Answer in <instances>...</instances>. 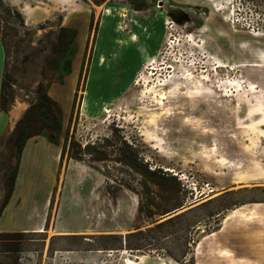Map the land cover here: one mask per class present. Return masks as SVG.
Returning <instances> with one entry per match:
<instances>
[{
  "label": "rangeland",
  "instance_id": "1",
  "mask_svg": "<svg viewBox=\"0 0 264 264\" xmlns=\"http://www.w3.org/2000/svg\"><path fill=\"white\" fill-rule=\"evenodd\" d=\"M67 2L0 0V264H264V0Z\"/></svg>",
  "mask_w": 264,
  "mask_h": 264
},
{
  "label": "crops",
  "instance_id": "2",
  "mask_svg": "<svg viewBox=\"0 0 264 264\" xmlns=\"http://www.w3.org/2000/svg\"><path fill=\"white\" fill-rule=\"evenodd\" d=\"M4 1H7V2L12 4L14 0H4ZM59 1H60V3H59L60 6L63 8L62 11L68 12L69 10L66 8L68 6V2H67L68 0H59ZM78 3H80V0H78ZM31 9H32V7H31ZM58 11L61 12V10H58ZM29 13L31 15V18H33V16H32L30 11H29ZM77 13H80V12H77ZM78 17H80V15H78ZM4 70H5V50H4L2 38L0 37V98H1V92H2V82H3ZM6 114H7L6 112L0 110V138L3 135V132H4L5 127H6V119H7L6 118ZM35 144H37V145H41V144L46 145V144H44V142H41L39 144L35 143ZM25 145H26V143H25ZM26 148H25V150H26ZM25 150H24V152H25ZM20 169H21V167H20ZM19 175H20V170H18L17 177H16L15 184H14L13 193H12V196H11V198L9 200V203L4 208V210H3V212H2V214L0 216V231H22V232H37V231H41L44 228L45 223L47 221V213L45 211V207L47 205L46 201H44L42 203L40 215H38L37 214L38 212L35 211L36 214L30 216L29 217L30 219L28 221L25 220V222H23L22 219L24 217L27 218V216H23V213L20 210L21 208L18 209V210H15L14 204L19 202V199H18L19 194H18V189H17ZM49 186H50V184L47 185V188H46L47 190H48ZM47 190L45 191V194H44L43 197H45V195L47 193ZM6 191H7V188L4 189V190H0V207H1V204H2V202L4 200V198H5ZM6 219L10 220V221H13L14 222V226L9 227L8 225H5ZM77 232L76 231L75 232H70V230L63 229V228L58 230V233H65V234L66 233H77ZM236 259H238V258H236ZM140 262L141 261H139L138 263H140Z\"/></svg>",
  "mask_w": 264,
  "mask_h": 264
},
{
  "label": "trees",
  "instance_id": "3",
  "mask_svg": "<svg viewBox=\"0 0 264 264\" xmlns=\"http://www.w3.org/2000/svg\"><path fill=\"white\" fill-rule=\"evenodd\" d=\"M145 8H146V5H142V4H135L134 5V9L137 10V11H142ZM68 31H69V28H66V27H62L60 29V33H59V36H58V44H59V46L64 45V43L66 41L64 34L67 33ZM68 65H69V60L65 63V67H68ZM4 90H5V81L3 79L2 92H1V98H0V110H2L4 112H7L9 110L8 109V101H7V99H6L5 95H4ZM40 105H42L46 110L52 111L53 107L57 106V102L54 101L48 94H45L43 96V98L41 99V101H40ZM54 123H55V126H56L55 131H56L57 134H59L61 132V129H62L61 123L59 122V120H55ZM25 129H26V127L22 130V135L24 134ZM47 139H48L49 142L58 144V142L53 141L52 138H50V137H47ZM25 143H26L25 139L23 137H21L20 141H19V144H18V149H19V153L20 154L22 153V151L24 149ZM69 158H71V159L73 158V159H76V160L80 159V157L76 153L72 152V149H71V153L69 154ZM126 162H127V164L131 165L132 168L138 170V166H134L133 162H131L128 158H126ZM18 170H19V163L17 164L15 170H13L9 174V181H8L6 195H5V198H4V200H3L2 204H1V207H0V216H1L4 208L9 203V200H10V198L12 196ZM148 173L153 174L154 171H151V172L148 171Z\"/></svg>",
  "mask_w": 264,
  "mask_h": 264
},
{
  "label": "bare ground",
  "instance_id": "4",
  "mask_svg": "<svg viewBox=\"0 0 264 264\" xmlns=\"http://www.w3.org/2000/svg\"><path fill=\"white\" fill-rule=\"evenodd\" d=\"M24 15H25V17H26V21L27 22H31V20H32V18H31V15H30V13H29V11L28 10H24ZM160 96H161V98H160V100H166L167 99V97H166V89H164V88H162L161 89V92L160 93H158ZM158 104H162V102L160 101V102H158ZM213 145H216V143H213ZM223 148V147H222ZM224 148H227V147H224ZM46 166V165H45ZM240 166V165H239ZM241 166H243V164L241 165ZM45 169H47V167H45ZM45 170L43 169V172H44ZM47 171V170H46ZM48 172V171H47ZM46 174V173H45ZM44 175V174H43ZM258 207V205H255L254 206V208H253V210L251 211V213H250V215H247V217H249V218H255L256 217V208ZM51 233H53L54 234V231L52 230V232ZM136 259H139L140 257L139 256H136L135 257Z\"/></svg>",
  "mask_w": 264,
  "mask_h": 264
}]
</instances>
